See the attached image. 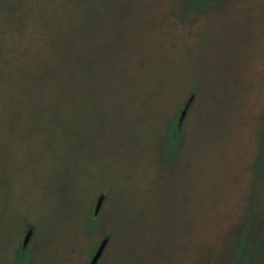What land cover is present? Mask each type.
Listing matches in <instances>:
<instances>
[{"label": "rangeland", "instance_id": "obj_1", "mask_svg": "<svg viewBox=\"0 0 264 264\" xmlns=\"http://www.w3.org/2000/svg\"><path fill=\"white\" fill-rule=\"evenodd\" d=\"M249 213L264 264V0H0V264H233Z\"/></svg>", "mask_w": 264, "mask_h": 264}, {"label": "trees", "instance_id": "obj_2", "mask_svg": "<svg viewBox=\"0 0 264 264\" xmlns=\"http://www.w3.org/2000/svg\"><path fill=\"white\" fill-rule=\"evenodd\" d=\"M181 136H182V132H180L179 125L177 123H174L170 129V135L168 138V140H169L168 144H169V147L171 149H173L179 143V141L182 138ZM252 218H253V215H250V213H249V216L247 218L249 220L245 221V224H244V227L242 229L238 245L236 246V248L234 250V255H233V260H232L233 264L234 263L238 264L239 259L243 254L245 255V253L250 252V251L252 253L253 250H248V249L249 248L251 249L252 246L254 247V245L257 244L256 243L257 240H261L259 235L256 237H254V236L251 237L253 235V233L250 231V230H252L251 229V225H252V221H253ZM261 234L262 233H260V235ZM253 241H255V242H253ZM257 242H259V241H257ZM248 257H250V256H248ZM248 257L246 259H248ZM16 258L20 262L25 261L24 260L25 259L24 254L20 251L17 252Z\"/></svg>", "mask_w": 264, "mask_h": 264}, {"label": "water", "instance_id": "obj_3", "mask_svg": "<svg viewBox=\"0 0 264 264\" xmlns=\"http://www.w3.org/2000/svg\"><path fill=\"white\" fill-rule=\"evenodd\" d=\"M187 108H188V104L181 111V114L179 116V122H178L179 127L182 125V122H183L182 120H184V118H185ZM103 199H104V195H101L98 198V200L96 202V205H95V209H94V213L93 214L98 213V211H99V209H100V207L102 205ZM31 235H32V230L29 229L27 231L24 239H23V248L27 246ZM107 241H108L107 237L102 240V242L97 247V250L95 251L94 255L92 256L89 264H97L98 260L100 259L101 255H102V253H103V251H104V249L106 247Z\"/></svg>", "mask_w": 264, "mask_h": 264}]
</instances>
